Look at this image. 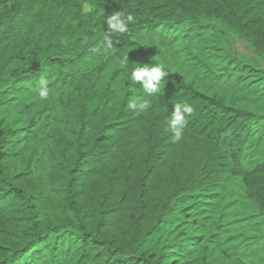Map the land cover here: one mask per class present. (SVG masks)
Masks as SVG:
<instances>
[{"label": "trees", "instance_id": "trees-1", "mask_svg": "<svg viewBox=\"0 0 264 264\" xmlns=\"http://www.w3.org/2000/svg\"><path fill=\"white\" fill-rule=\"evenodd\" d=\"M118 11L134 23L109 46ZM202 20L264 57V0H0V264H264V160L244 164L264 113L201 90L137 41ZM135 64L162 65L158 93L132 85ZM138 98L147 110L128 109ZM177 103L193 109L180 141Z\"/></svg>", "mask_w": 264, "mask_h": 264}, {"label": "rangeland", "instance_id": "rangeland-1", "mask_svg": "<svg viewBox=\"0 0 264 264\" xmlns=\"http://www.w3.org/2000/svg\"><path fill=\"white\" fill-rule=\"evenodd\" d=\"M137 41L153 58L196 83L201 90L220 93L241 107L264 113V57L223 25L202 20L200 29L184 24L174 31L146 30L138 34ZM231 58L243 61L254 72L231 65ZM251 137L244 158L247 168L264 160V141L256 142L257 133ZM240 189V182L233 184L230 206L243 201Z\"/></svg>", "mask_w": 264, "mask_h": 264}, {"label": "clouds", "instance_id": "clouds-1", "mask_svg": "<svg viewBox=\"0 0 264 264\" xmlns=\"http://www.w3.org/2000/svg\"><path fill=\"white\" fill-rule=\"evenodd\" d=\"M108 29V40L109 46L111 45L110 35L111 33H126L129 31L128 25L134 23L131 15L124 16L123 12L118 11L107 16L105 20ZM125 63H129L128 57H125ZM136 66L132 69L130 75V81L132 85L136 82H141V87L148 96H152L160 91V82L165 78L167 73L164 71L162 65L155 64L153 66ZM39 97L44 100L49 96L48 87L42 86L38 90ZM149 100L146 98H138L131 100L127 107L130 110L145 111L149 108ZM193 111L191 105L187 103L174 104V111H172L170 119L168 120L169 128L172 130L173 138L175 141H180L184 135V129L187 125L186 115Z\"/></svg>", "mask_w": 264, "mask_h": 264}]
</instances>
